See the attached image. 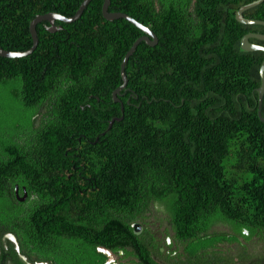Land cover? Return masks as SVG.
<instances>
[{
    "label": "trees",
    "instance_id": "trees-1",
    "mask_svg": "<svg viewBox=\"0 0 264 264\" xmlns=\"http://www.w3.org/2000/svg\"><path fill=\"white\" fill-rule=\"evenodd\" d=\"M83 1L0 0L1 46L30 49L36 16ZM254 1L111 0L159 39L126 66L124 113L113 92L144 32L105 19L104 0L0 56V264H23L5 234L31 262L104 264L102 247L119 264H264V52L241 48L264 26L236 19ZM244 16L264 21V2Z\"/></svg>",
    "mask_w": 264,
    "mask_h": 264
},
{
    "label": "water",
    "instance_id": "water-1",
    "mask_svg": "<svg viewBox=\"0 0 264 264\" xmlns=\"http://www.w3.org/2000/svg\"><path fill=\"white\" fill-rule=\"evenodd\" d=\"M91 1L92 0H84L82 2V4L80 5L79 9L77 10L76 14L71 16V17H66V16L59 14V13H56V12H50V13H46V14L36 16L30 24V33H31L32 40H33V45L31 46V48L26 50V51H9V50L4 49L0 43V56L3 58H21V57H26V56L32 54L37 49V47L39 45V36H38L37 26L40 23L48 22L49 23V25L47 26L48 31H50L52 33L57 32L58 30L62 29V27H58L56 25V21H62L65 23H73V22L79 20L80 17L83 15L84 11L86 10L87 6L91 3ZM263 2H264V0H256V1L249 3L245 6H242L236 13L237 21L240 23H243V24L263 25L264 26L263 20L248 19V18H245V16H244V13L246 11L262 4ZM110 4H111V0H104L103 7H102V13H103V16L105 19H107L109 21H114V20H118V19H125L144 32V35L141 36L140 38H138L134 42L132 47L128 50V52L126 53V55L122 61V64H121V76L123 79V83L121 86L116 88L113 92L114 101L117 103H121V105H122L121 110L124 113V104L121 100V97H123L126 94V92H122V91H124V90L127 91V86H128V82H129L128 76L126 73V66L129 62L130 58L133 56V54L137 50L138 46L142 42H146L150 46H156L159 42V39H158V36L155 34V32L150 27L139 22L138 20H136L135 18H133L129 14L123 13V12H111L109 10ZM251 39H257V40L264 41V34H260V33H248V34H246L242 39L241 48L246 52H255V51H263L264 52V45L253 43V42H251ZM260 77H261V86L257 89V92L259 94L258 115H259L260 119L264 122V117L262 115V107H263V100H264V61H263L261 68H260ZM123 118H124L123 116L114 117L112 120H110L108 129H111L115 122L122 121ZM18 191H19V186L17 185L16 186L17 197L19 196ZM26 197H27V193H25L24 198H19V197L18 198L20 201H24L26 199ZM142 231H143V227L141 224H134V232L136 234H141Z\"/></svg>",
    "mask_w": 264,
    "mask_h": 264
},
{
    "label": "flooded vegetation",
    "instance_id": "flooded-vegetation-1",
    "mask_svg": "<svg viewBox=\"0 0 264 264\" xmlns=\"http://www.w3.org/2000/svg\"><path fill=\"white\" fill-rule=\"evenodd\" d=\"M20 190H21V189H20V187H19V191H18V195H19V196H18V197H19V198H24L25 193H27V192L25 191V192H22V193H21ZM24 190H25V188H24ZM15 193H16V189H15ZM16 196H17V194H16ZM18 197H17V200H18L19 202L23 203V202L27 201V199H28V193H27V197H26V199H25L24 201H20ZM4 237H5V239H8V240H10L11 242H14V243H15L16 251L19 253L18 257H19V259H20V262H22L23 264H51L50 262L41 261V260H36V259H35L33 262H31V261L29 260V258H27L25 255H23V254L20 252L19 243H18L17 237H16L14 234H5ZM97 250H98L99 252H101V253H106V254L109 256L108 261H106L104 264H119V257H120V255H122V251L117 252V254H114V253H112L111 251H106V250H105L104 248H102V247H98ZM3 252H7V253H8V252H9V251H8V248L3 249V248L0 247V253H3ZM107 252H108V253H107ZM110 255H112L113 257H115V262H114V263H113L112 261H110V259H111V256H110ZM5 264H17V263L14 261V258L9 257V258L6 260Z\"/></svg>",
    "mask_w": 264,
    "mask_h": 264
},
{
    "label": "rangeland",
    "instance_id": "rangeland-1",
    "mask_svg": "<svg viewBox=\"0 0 264 264\" xmlns=\"http://www.w3.org/2000/svg\"><path fill=\"white\" fill-rule=\"evenodd\" d=\"M143 227V226H142ZM143 232V231H142ZM232 247L233 248H236V247H239V248H241L242 249V247L240 246V245H238V244H234V245H232ZM108 253V252H107ZM232 253L234 254V255H236V256H238L237 254H238V252L237 251H235V250H232ZM253 253H254V251H253ZM111 256V259H110V261H112L113 263L115 262V257H113L112 255H110ZM246 258H248V259H246V261L247 260H249L251 257H247L246 256ZM240 260V259H239ZM244 261H245V259H244ZM242 261L240 260V264H242L241 263ZM245 264H249V262H244Z\"/></svg>",
    "mask_w": 264,
    "mask_h": 264
}]
</instances>
